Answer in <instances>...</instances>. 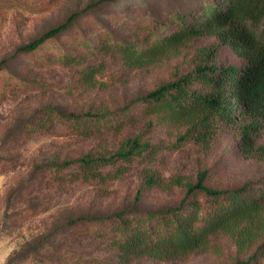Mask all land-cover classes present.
<instances>
[{"label":"rangeland","instance_id":"rangeland-1","mask_svg":"<svg viewBox=\"0 0 264 264\" xmlns=\"http://www.w3.org/2000/svg\"><path fill=\"white\" fill-rule=\"evenodd\" d=\"M197 2L0 0V251L19 249L7 264H234L242 259L222 236L212 238L207 251L184 258L123 259L110 244L115 213L146 218L186 205L194 196L187 186L197 182L230 190L264 177V160L243 157L230 130H221L203 148L181 139L183 127L135 113L138 100L197 64L241 65L223 46L207 61L201 50L218 46L214 37H201L173 57L137 68L124 65L115 51L96 50L104 42L140 36L139 27L150 20L162 21L170 10L188 13ZM73 14L67 32L34 54L22 53L24 45ZM66 53L83 61L63 66L56 58ZM89 70L93 79L85 82ZM121 111L128 115L119 129L95 130L91 124L89 135H79L70 127V115L114 119ZM135 139L148 148L130 151L125 160L112 157ZM257 145H264V131ZM83 157L113 158L116 163L104 172L116 170V177L103 183L54 180L51 165Z\"/></svg>","mask_w":264,"mask_h":264},{"label":"trees","instance_id":"trees-1","mask_svg":"<svg viewBox=\"0 0 264 264\" xmlns=\"http://www.w3.org/2000/svg\"><path fill=\"white\" fill-rule=\"evenodd\" d=\"M76 16L71 15L63 24L24 45L22 53L34 54L47 41L67 32ZM162 19H152L140 26V36L137 33L123 42H104L96 50L115 51L124 65L137 68L173 57L187 43L201 37H214L218 46L201 50L208 55L207 61L213 60L218 47L223 46L242 64H197L138 100L137 116H155L162 122L183 127L181 139L203 148L208 147L218 132L230 130L239 139L243 157L264 160V145H257L264 131V0H198L190 12L170 10ZM56 60L63 66L83 61L72 53L61 54ZM93 72L86 71L83 80L90 82ZM127 115L125 111L118 112L114 119L105 114L70 115L74 119L70 127L79 135H89L93 131L91 124L95 130L102 126L119 129L126 123ZM125 144L113 158L125 160L130 157V151L135 154L148 148L136 139ZM127 144L130 148L125 150ZM113 158L83 157L79 161L51 165L49 171L59 184L103 183L116 177V170L104 172L116 163ZM187 190L194 196L178 208L149 214L146 218H128L122 213L111 215L110 244L118 255L123 259L184 258L207 251L212 238L222 236L242 256L234 264H264V177L230 190L208 188L200 182L187 186ZM69 224L73 225L74 221Z\"/></svg>","mask_w":264,"mask_h":264},{"label":"clouds","instance_id":"clouds-1","mask_svg":"<svg viewBox=\"0 0 264 264\" xmlns=\"http://www.w3.org/2000/svg\"><path fill=\"white\" fill-rule=\"evenodd\" d=\"M14 251H19L18 248L13 245L5 251H0V264H7L8 258Z\"/></svg>","mask_w":264,"mask_h":264}]
</instances>
